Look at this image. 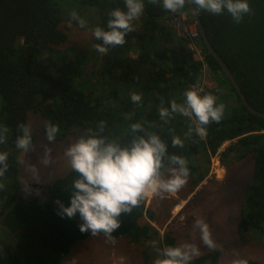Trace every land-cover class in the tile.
<instances>
[{
    "label": "trees",
    "instance_id": "obj_1",
    "mask_svg": "<svg viewBox=\"0 0 264 264\" xmlns=\"http://www.w3.org/2000/svg\"><path fill=\"white\" fill-rule=\"evenodd\" d=\"M247 2L252 11L240 23L226 9L220 15L201 11L199 16L213 48L227 63L248 102L264 112V0ZM144 4L139 24L134 22L137 30L125 37L126 43L101 54L94 45L103 42L94 36L86 49L78 51L70 43L69 25L82 31L97 26L110 31L109 11L127 12L124 0H0V127L8 129L0 152L8 153L9 166L0 177L4 185L0 189V264H66L78 243L91 237L90 231L80 232L79 214L75 218L57 214V199L70 206V194L65 190L78 173L71 170L54 181L45 196L32 199L22 195V150L15 147V141L18 125L28 126L31 113L44 118L45 140L47 122L59 125L55 142L80 138L89 129L98 131L103 121L102 135L126 144L131 140L130 124L143 122L148 132L157 133L168 144L169 155L187 159L194 189L209 175L212 158L225 144H231L220 153L222 164L247 156L254 160L253 181L242 200L239 235L245 239L253 231L264 237V118L246 108L203 39H199L201 61L171 25L174 15L192 16L188 3L176 13L166 11L162 0L157 4L144 0ZM73 12L86 22L84 28L72 20ZM206 80L210 84L202 95L218 97L217 103L226 106L224 118L208 125L204 138L195 133L186 137L192 121L174 114L165 123L158 109L162 102L170 107L173 99L184 102L183 93L197 81L203 87ZM132 92L142 95L141 104L132 102ZM130 113L132 119L128 120ZM173 135L184 141L183 148H172ZM35 139L33 134V142ZM154 215L145 200L131 214H122L121 227L112 236L142 247L146 263L156 258L150 241L158 240L161 246L178 244L171 232L157 229ZM221 255L219 249L210 251L192 264H220Z\"/></svg>",
    "mask_w": 264,
    "mask_h": 264
},
{
    "label": "clouds",
    "instance_id": "obj_2",
    "mask_svg": "<svg viewBox=\"0 0 264 264\" xmlns=\"http://www.w3.org/2000/svg\"><path fill=\"white\" fill-rule=\"evenodd\" d=\"M159 2L160 0H149L151 4ZM186 3H189V0H162L163 8L172 13L183 9ZM191 3L195 5V9L192 10L194 15H199L201 11L220 15L226 9L236 23H240L244 15L252 11L247 0H191ZM124 4L128 9L127 12L118 8L109 11L110 31L103 30L101 26L93 29V36L103 42V45H94L97 52L107 54L111 48L123 46L126 43L125 37L137 30L134 22L144 14V0H124ZM182 14H186L190 24L197 27L193 16ZM71 18L78 21L81 28L85 27L86 22L77 13L73 12ZM200 37L199 32L196 48L191 47L187 42L194 51L195 58L202 61ZM207 68L205 65V72ZM203 92L197 81L191 89L183 93L184 102L178 103L173 99L170 107H165L162 102L158 109L160 119L167 123L169 119L175 118L174 114L187 117L192 123L185 136L191 137L195 133L200 138H204L207 135L208 125L222 121L226 106L217 103V96L210 93L202 95ZM130 98L135 104L142 103L141 94L132 92ZM126 118L131 120L132 114H128ZM17 130L19 135L15 147L25 153L35 151L31 128L19 124ZM104 131L105 122L102 121L98 131L89 129L85 135L65 149L64 156L71 169L79 175L73 180L70 189L65 190L70 194V206H65L60 199L55 203L58 206L57 214L61 218H75L79 214L82 221L79 224L80 232L90 231L92 236L103 233L111 239L113 233L121 227L122 214H131L133 209L145 200L149 205L151 201L149 197L179 192L188 182L190 169L187 159L175 153L169 155L168 144L157 133L148 132L143 122L130 124L128 134L131 140L126 144L102 135ZM7 132V127H0V144L6 142ZM59 133V125H54L51 121L47 122L45 134L49 143H54ZM138 133L145 134L137 135ZM171 146L183 148L184 141L180 136L173 135ZM52 151L51 147L47 145L44 147V155L40 163L45 167L52 163ZM7 159L8 153L0 152V177H3L8 170ZM27 171L34 179L39 180V169L35 165H29ZM2 188L4 185L0 184V189ZM23 190L30 192V185H25ZM193 229L199 230V239L209 250L223 251L213 239L210 225L204 218L195 219ZM193 239H195L194 234ZM150 245L156 252L153 264H192V261L201 255L200 246L188 241L175 246L166 244L161 246L160 241L152 240ZM236 255L237 258L233 259L231 264H249L247 259L239 257L238 253ZM124 259L121 257V264H124Z\"/></svg>",
    "mask_w": 264,
    "mask_h": 264
},
{
    "label": "rangeland",
    "instance_id": "obj_3",
    "mask_svg": "<svg viewBox=\"0 0 264 264\" xmlns=\"http://www.w3.org/2000/svg\"><path fill=\"white\" fill-rule=\"evenodd\" d=\"M136 22L139 24L140 20ZM69 26L70 43L78 51L86 49L93 39V29L82 31ZM209 78L207 74L206 79ZM209 84L210 81L206 80L205 85L208 87ZM44 124L45 120L41 115L30 114L28 126L36 136L33 142L35 151L19 153L20 181L24 187L30 185L31 188L30 192L23 190L22 195L32 199L45 196L49 185L72 170L64 151L79 139L77 136H71L61 142L49 143L42 134ZM46 145L53 149L52 163L47 167L40 163ZM230 145L225 144L219 154L212 158L210 173L197 188L194 189L190 185L188 178L187 184L179 192L148 198L155 213L154 224L162 233L171 232L178 244L184 241L198 244L202 256L212 250L200 241L199 230H194L193 224L195 219L204 218L210 225L213 239L223 249L220 264H231V261L237 258V253L241 258L264 264V237H258L250 231L243 239L238 232L242 200L254 177V160L247 156L241 161L230 160L228 164H222L220 153ZM29 165H35L39 169L38 181L27 171ZM6 182L7 180L3 183ZM121 257L125 258L124 264H153L155 260L154 258L150 261L149 258L146 263L142 247L129 244L123 237L110 239L99 234L91 235L87 240L78 243L66 257V264H121Z\"/></svg>",
    "mask_w": 264,
    "mask_h": 264
},
{
    "label": "water",
    "instance_id": "obj_4",
    "mask_svg": "<svg viewBox=\"0 0 264 264\" xmlns=\"http://www.w3.org/2000/svg\"><path fill=\"white\" fill-rule=\"evenodd\" d=\"M189 6V11L191 12L197 27L199 29L200 35L203 39L204 44L206 45L208 51L210 52L211 55H213L217 61L219 62L224 74L227 76V78L229 79V81L231 82V84L233 85V87L235 88V90L237 91V93L239 94L241 100L243 101V104L246 106V108L253 113L254 115L259 116L260 118H264V112H260L258 110H256L254 107L251 106V104L248 102L247 97L245 96L240 84L238 83V81L236 80L234 74L231 72L230 68L228 67L227 63L222 59V57L216 52V50L213 48L207 34L205 31V28L202 24L201 18L199 15H194L193 11L195 9V5L191 3V0H189L188 3Z\"/></svg>",
    "mask_w": 264,
    "mask_h": 264
},
{
    "label": "built area",
    "instance_id": "obj_5",
    "mask_svg": "<svg viewBox=\"0 0 264 264\" xmlns=\"http://www.w3.org/2000/svg\"><path fill=\"white\" fill-rule=\"evenodd\" d=\"M170 23L175 28L180 37L188 41L191 47L196 48V41L199 38V31L195 25L192 26L190 24L189 17L186 14L174 15L171 18ZM202 88L205 90V83L203 84Z\"/></svg>",
    "mask_w": 264,
    "mask_h": 264
},
{
    "label": "bare ground",
    "instance_id": "obj_6",
    "mask_svg": "<svg viewBox=\"0 0 264 264\" xmlns=\"http://www.w3.org/2000/svg\"><path fill=\"white\" fill-rule=\"evenodd\" d=\"M127 47V46H126ZM78 61V60H77ZM225 172V171H224ZM173 204V203H172ZM179 205V204H178ZM158 218V217H157ZM157 223H158V221H157ZM160 228V227H159ZM126 239V238H125Z\"/></svg>",
    "mask_w": 264,
    "mask_h": 264
}]
</instances>
